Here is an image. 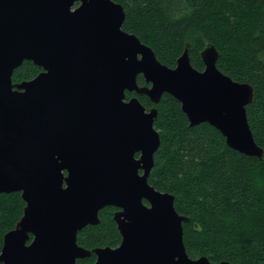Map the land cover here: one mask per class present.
<instances>
[{
    "label": "water",
    "instance_id": "95a60500",
    "mask_svg": "<svg viewBox=\"0 0 264 264\" xmlns=\"http://www.w3.org/2000/svg\"><path fill=\"white\" fill-rule=\"evenodd\" d=\"M125 16L114 0H0V193L21 192L25 202L0 264H76L92 253L93 264H233L187 253L189 218L148 180L158 109L137 95L154 104L173 95L190 125L207 122L230 147L262 158L247 115L254 88L217 67L211 43L203 70L191 63L190 44L169 67L123 29ZM25 60L42 70L14 83ZM127 91L137 95L127 99ZM107 205L121 209L120 245H79V231Z\"/></svg>",
    "mask_w": 264,
    "mask_h": 264
},
{
    "label": "trees",
    "instance_id": "16d2710c",
    "mask_svg": "<svg viewBox=\"0 0 264 264\" xmlns=\"http://www.w3.org/2000/svg\"><path fill=\"white\" fill-rule=\"evenodd\" d=\"M123 5V29L151 46L157 58L175 67L186 44L191 63L203 70L201 52L209 43L219 50L217 67L234 80L254 88L247 115L263 157L230 147L224 135L207 122L190 125L181 102L169 93L154 104V127L160 145L154 155L149 183L174 195L175 207L189 218L183 224L184 243L191 258L212 262L264 264V0H114ZM42 68L25 60L13 73L14 83L34 79ZM140 84H145L142 75ZM21 192L0 193V252L4 235L24 211ZM114 205L99 212L100 221L78 233L86 249L120 245ZM96 256L76 264H93Z\"/></svg>",
    "mask_w": 264,
    "mask_h": 264
},
{
    "label": "rangeland",
    "instance_id": "374dc122",
    "mask_svg": "<svg viewBox=\"0 0 264 264\" xmlns=\"http://www.w3.org/2000/svg\"><path fill=\"white\" fill-rule=\"evenodd\" d=\"M78 4H79V3H76V5H75V6L77 7V6H78ZM139 76H140V75H139ZM139 76H138V77H139ZM138 83L140 84V82H139V81H138ZM145 84H146V83H145ZM145 84H141V85H145ZM127 92H128V91H127ZM129 93H130V92H129ZM130 98H131V97H130ZM127 99H129V98H127ZM148 110H149V109H148ZM141 172H142V171H141ZM119 210H121V209H119ZM10 230H11V229H10Z\"/></svg>",
    "mask_w": 264,
    "mask_h": 264
},
{
    "label": "flooded vegetation",
    "instance_id": "af4514ba",
    "mask_svg": "<svg viewBox=\"0 0 264 264\" xmlns=\"http://www.w3.org/2000/svg\"><path fill=\"white\" fill-rule=\"evenodd\" d=\"M115 207H116V206H115ZM118 210H119V208L116 207V210H115V212H114V215H115V213H116ZM92 254H94V255L96 256V259H97V255H96L95 253H92Z\"/></svg>",
    "mask_w": 264,
    "mask_h": 264
}]
</instances>
